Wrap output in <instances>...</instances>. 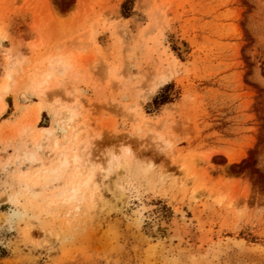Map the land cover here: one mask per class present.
<instances>
[{
    "label": "rangeland",
    "instance_id": "1",
    "mask_svg": "<svg viewBox=\"0 0 264 264\" xmlns=\"http://www.w3.org/2000/svg\"><path fill=\"white\" fill-rule=\"evenodd\" d=\"M126 1L0 0V264H264V0Z\"/></svg>",
    "mask_w": 264,
    "mask_h": 264
},
{
    "label": "trees",
    "instance_id": "2",
    "mask_svg": "<svg viewBox=\"0 0 264 264\" xmlns=\"http://www.w3.org/2000/svg\"><path fill=\"white\" fill-rule=\"evenodd\" d=\"M130 4L132 3V1H126L125 3H123V5L121 6V10H122V15L124 17H128L130 14L129 13H126L125 10L127 9V4ZM169 88V86H166L165 88H163L161 90V94H159L157 97H155L154 99V105L155 106H159V105H162V104H165L167 102H169V97L166 96L165 92L166 90Z\"/></svg>",
    "mask_w": 264,
    "mask_h": 264
},
{
    "label": "bare ground",
    "instance_id": "3",
    "mask_svg": "<svg viewBox=\"0 0 264 264\" xmlns=\"http://www.w3.org/2000/svg\"><path fill=\"white\" fill-rule=\"evenodd\" d=\"M62 161V160H61ZM181 219V218H180ZM182 220V219H181ZM180 220V221H181ZM184 220V219H183ZM170 228V227H169ZM158 229H159V227H158ZM171 230H172V228H171ZM169 229H167V227L166 226H163L162 228H160V230H159V234H162V237H163V235H164V237H173L174 235H175V232L177 231V229H176V231L173 229V234H171V236L169 235ZM156 233V232H155ZM175 236H177V235H175ZM160 237H158V239H159ZM157 239V240H158ZM165 240H168V238L167 239H165Z\"/></svg>",
    "mask_w": 264,
    "mask_h": 264
}]
</instances>
